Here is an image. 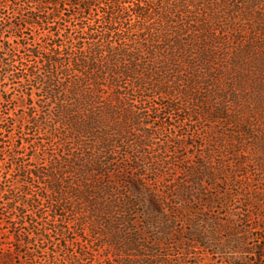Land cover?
<instances>
[{
	"label": "rangeland",
	"instance_id": "rangeland-1",
	"mask_svg": "<svg viewBox=\"0 0 264 264\" xmlns=\"http://www.w3.org/2000/svg\"><path fill=\"white\" fill-rule=\"evenodd\" d=\"M224 2L198 8L173 79L106 82L96 125L69 133L30 49L101 41L107 10L0 6V264H264V0Z\"/></svg>",
	"mask_w": 264,
	"mask_h": 264
},
{
	"label": "trees",
	"instance_id": "trees-1",
	"mask_svg": "<svg viewBox=\"0 0 264 264\" xmlns=\"http://www.w3.org/2000/svg\"><path fill=\"white\" fill-rule=\"evenodd\" d=\"M223 1L0 0V6L3 4V6H15L17 3L20 5L23 3V7L20 6V11L24 9L38 11L49 7L56 10L66 5L70 9L77 10L79 15L91 11L96 6H103L101 9L107 10L104 13L105 35L101 41L94 39L87 48L75 53L71 52V54H66L60 45L44 48L35 46L30 49V56L36 62L35 69L38 71L30 70L28 78L38 81L46 87L51 103H55L56 106L55 115L53 117L48 115L50 122L54 125L64 124L67 127V133H69L79 127L83 128L88 122L96 125L98 121L90 113L97 105L106 82L115 85L119 91V81L121 80L132 79L139 85L150 87L151 84L161 85L165 80L173 79L178 72L177 69H180L179 72H181L183 67L180 68L181 63L177 64L172 60L171 55L173 52L181 50V43L185 42L183 39L197 24L196 19L201 11L198 8L208 7L215 16L232 13L230 11L226 13L225 9L227 10V8L221 6L225 4ZM238 7L235 4L236 10ZM130 12H133L135 22L129 26L125 15ZM34 13L36 12L31 14V18L25 19L26 25L35 26L40 21V18H37ZM56 13L55 11L51 16L44 18L43 25L57 19L59 14ZM118 25H126L128 28L124 32H120L116 28ZM210 27L209 22L202 23L203 31L204 29L209 31ZM53 38L54 41L58 39L55 35ZM70 41L80 42L81 40ZM144 57H146L145 61L150 59L152 62L144 65ZM3 68L6 74L10 73L14 68L13 61L6 59ZM121 106L127 107L126 102L121 103ZM164 108L172 112L176 110L177 106L167 104ZM152 111L155 114L158 113L154 108ZM145 117L146 114L143 115V119L146 121ZM147 119L149 120L148 115ZM77 132L79 133V131ZM93 139L92 144H95L96 151L104 154L110 152V141L99 145V138L94 137ZM140 146H142L141 143ZM87 167L86 165L79 166L77 170L79 173L76 174L77 180L81 181L87 175L85 169H91ZM134 189H138L136 184H134ZM90 198L93 200L94 197L90 195ZM64 201L66 202V199Z\"/></svg>",
	"mask_w": 264,
	"mask_h": 264
}]
</instances>
